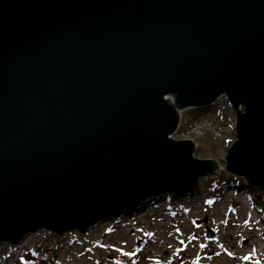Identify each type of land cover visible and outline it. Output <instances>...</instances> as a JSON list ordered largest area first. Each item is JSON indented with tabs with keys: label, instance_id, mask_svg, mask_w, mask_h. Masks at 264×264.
I'll list each match as a JSON object with an SVG mask.
<instances>
[{
	"label": "water",
	"instance_id": "water-1",
	"mask_svg": "<svg viewBox=\"0 0 264 264\" xmlns=\"http://www.w3.org/2000/svg\"><path fill=\"white\" fill-rule=\"evenodd\" d=\"M220 97L264 197V0H0V252L197 197L221 166L172 135Z\"/></svg>",
	"mask_w": 264,
	"mask_h": 264
},
{
	"label": "rangeland",
	"instance_id": "rangeland-1",
	"mask_svg": "<svg viewBox=\"0 0 264 264\" xmlns=\"http://www.w3.org/2000/svg\"><path fill=\"white\" fill-rule=\"evenodd\" d=\"M219 101L227 121L219 126L224 129L221 138L216 137L213 129L199 140L172 137L194 141L195 158L216 160L221 166L215 174L199 179L197 197L62 235L45 231L30 234L2 250L0 264H31L23 262L24 250L39 246L45 251L53 250L59 264H256L262 261L264 221L259 210L263 206L254 204L248 186L219 182L231 177L224 169L225 156L236 139L229 103L225 97ZM202 111L203 108L184 111L185 125ZM206 229L214 232V238L206 237Z\"/></svg>",
	"mask_w": 264,
	"mask_h": 264
},
{
	"label": "built area",
	"instance_id": "built-area-1",
	"mask_svg": "<svg viewBox=\"0 0 264 264\" xmlns=\"http://www.w3.org/2000/svg\"><path fill=\"white\" fill-rule=\"evenodd\" d=\"M224 97H220L215 101L213 104V109L204 115L195 118L190 119V122L188 125H185L187 120L184 121V119H181L180 125L177 128L175 135H179L181 137H189L191 140H199L201 137H204L206 135V132L208 130L213 129L214 134L216 137H222L224 135V129L219 127L222 126L225 123V119L222 116V106L220 104V99ZM217 122L216 124L214 122ZM227 122V121H226ZM173 136V137H174Z\"/></svg>",
	"mask_w": 264,
	"mask_h": 264
},
{
	"label": "trees",
	"instance_id": "trees-1",
	"mask_svg": "<svg viewBox=\"0 0 264 264\" xmlns=\"http://www.w3.org/2000/svg\"><path fill=\"white\" fill-rule=\"evenodd\" d=\"M214 107L213 106H209L205 109H203V111L197 116L194 117L198 118L202 115H204L205 113L211 111ZM218 177V176H217ZM222 181L219 182H224L225 184H230L232 183V185H234L235 187H243L245 186V182L242 179H238L236 180L234 177H229V180H224L221 179ZM252 194V201L254 202V204L257 206L258 203L261 204L263 206V209H260V213H261V219L264 221V197L261 196V193H259L256 190L250 189ZM176 197V196H175ZM260 201V202H258ZM258 208V207H257ZM125 214H122L120 216H124ZM44 247L39 246L37 248H26L24 250V261L25 263H31V264H59L58 260H57V256L55 254V252L51 249L45 251L43 249ZM256 264H264V259L260 262H257Z\"/></svg>",
	"mask_w": 264,
	"mask_h": 264
},
{
	"label": "bare ground",
	"instance_id": "bare-ground-1",
	"mask_svg": "<svg viewBox=\"0 0 264 264\" xmlns=\"http://www.w3.org/2000/svg\"><path fill=\"white\" fill-rule=\"evenodd\" d=\"M181 115H183V113L181 114ZM181 119H182V116H181ZM178 130V129H177ZM172 137H173V135H172ZM202 177H204V176H202ZM198 179H200V178H198ZM198 186V185H197ZM197 188V187H196ZM40 231V230H39ZM39 231H37V232H39ZM36 233V232H35ZM49 233V232H48ZM34 234V233H33ZM50 234H52V233H50ZM27 237V236H26ZM25 237V238H26ZM24 239V238H23ZM118 244V243H117ZM110 249L112 248V247H109ZM117 250H121L120 248L119 249H117ZM234 254V253H233ZM234 256H235V254H234ZM156 258H159V256L158 255H156Z\"/></svg>",
	"mask_w": 264,
	"mask_h": 264
},
{
	"label": "snow or ice",
	"instance_id": "snow-or-ice-1",
	"mask_svg": "<svg viewBox=\"0 0 264 264\" xmlns=\"http://www.w3.org/2000/svg\"><path fill=\"white\" fill-rule=\"evenodd\" d=\"M248 257H245V259H247Z\"/></svg>",
	"mask_w": 264,
	"mask_h": 264
}]
</instances>
